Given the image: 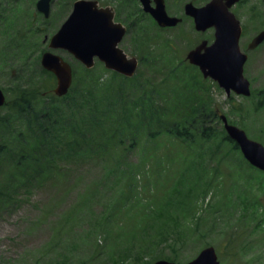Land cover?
<instances>
[{"label": "rangeland", "instance_id": "rangeland-1", "mask_svg": "<svg viewBox=\"0 0 264 264\" xmlns=\"http://www.w3.org/2000/svg\"><path fill=\"white\" fill-rule=\"evenodd\" d=\"M3 1L5 0H0L1 7ZM15 1L19 3L18 9L0 12L3 14L0 24H10L8 16L12 19L7 35L0 36V88L6 93V100L13 98L10 88L13 85L12 76L17 75V69L25 87H30L34 82L38 92L46 90V87V91L51 92L55 82L50 86L48 75L41 71V53L48 50L50 37L67 18L77 0H52L46 18L37 12V0ZM96 1L100 7L115 10L121 8L130 15L134 7L130 8L133 0ZM186 1L188 0H166L169 13L182 10V3ZM246 2L253 7H264L259 0ZM117 21L120 22L118 19ZM142 22L145 24L147 20ZM248 27L252 32L256 25L252 23ZM205 35L207 37V33ZM123 38L119 47L128 57H136L139 62L136 73L125 81V85L131 88V99L143 96L150 86L158 88L161 85L160 90L167 91L172 82H177L168 76L171 69L169 63L183 61V64L190 66L184 61L185 54L199 41V35L187 25L166 30L158 27L145 28L143 33L130 32ZM245 39L243 37L240 43ZM166 40L172 44V48L164 51L161 49ZM9 43L11 48L7 51ZM146 49L153 51L149 53ZM50 51L62 56L72 66L74 76L80 77L83 74L84 66L70 54L60 49ZM259 51L263 64L249 73L253 96L241 97L232 92L226 96L214 81L203 79L192 67L176 71V78L182 91L197 89L202 84L209 109L225 115L229 122L243 129L248 138L264 146V93L258 97L263 100L261 104L257 99L260 90L264 92V44ZM140 53L150 57L151 69L139 61ZM92 69L102 78H107L111 72L97 60ZM4 111V107L0 109V113ZM208 125L216 130L221 126L215 120H209ZM228 144L231 146V143ZM138 147L128 153L125 161L130 168L134 170L136 166L140 172L136 174L141 179L138 178L134 190L140 201L128 210L123 205L120 210L114 211L107 227L103 229L95 223L97 215L100 218L101 212L103 214L101 205H94L87 213L85 208L73 211L74 215L71 213L80 200L84 185L91 184L94 187L97 181L102 180L103 167L98 160H69L60 163L61 169H54L57 174L44 180L40 186H33L28 191L20 190L17 201L0 209V264H152L167 258H170L167 261L183 264L196 257L206 246H213L219 254V260L228 264H264V198L261 201L263 211L257 212V219L261 218L259 229L256 227L249 230V219L254 214L240 209L242 206L249 209L254 206L252 211L255 212V207L258 211L259 197H264V178L243 160L238 151L228 150L227 145L220 151L224 157H220V154L206 158V166L210 168L208 175L218 178L214 182L215 187L210 189L211 195L205 196V199L201 195L192 199L195 215L199 216L194 222L197 223V228L189 231L182 239L173 235L167 243L153 247L154 251L141 254L138 262L135 255H125L124 252L129 248L133 251L140 249L138 246L146 243L150 238L148 235L153 234L148 228L144 234L147 239L139 240L134 237V233L144 227V216L151 214L144 209H150L148 204L154 207L167 198L174 179L186 165L184 163L192 159L190 156L184 159L187 154L181 146L149 149L140 159L142 148ZM157 156L160 158V167L155 163ZM203 165L205 164L201 163L199 157L196 167L201 168ZM133 170L131 172L135 174ZM141 175L147 177L145 181H141ZM114 183L115 180L106 181L109 186ZM125 183H119L117 189L121 190ZM116 193L115 189L110 191V198L114 199ZM175 195L176 191H173L171 196ZM245 196L249 199L243 198ZM239 213L241 214L238 216ZM184 219V225L194 227L191 223L196 220L195 216L188 215ZM122 232L128 235L127 242L118 237Z\"/></svg>", "mask_w": 264, "mask_h": 264}, {"label": "trees", "instance_id": "trees-1", "mask_svg": "<svg viewBox=\"0 0 264 264\" xmlns=\"http://www.w3.org/2000/svg\"><path fill=\"white\" fill-rule=\"evenodd\" d=\"M1 5L0 12H12L19 7L15 0H5ZM130 8V13L135 17H130L129 13L125 18L120 13L117 15V19L124 20L127 34L135 31L137 34L143 33L145 28L156 27L152 22L134 24V18L137 19L141 11L134 0ZM7 26L10 28V24ZM10 46L11 43L7 51ZM170 48L172 44L164 41L161 50ZM146 51L150 53L153 50ZM140 54L139 61L151 69L150 57L145 53ZM169 67L168 76L177 82H172L164 92L160 90L161 85L158 88L150 86L143 96L134 99L130 98L131 88L125 85L129 78L114 72L102 78L94 69H84L80 77L74 76L73 71V82L68 93L56 97L46 91L47 87L38 92L34 82L30 87H25L17 69L10 88L13 98L7 100L5 111L0 113V209L17 201L20 190L28 191L56 175L54 169L60 170V163L98 160L103 167L102 180L97 181L94 187L84 185L80 200L71 213L74 215L73 211L84 208L87 213L94 205H101L103 214L101 212L100 218L97 215L95 223L103 229L114 211L120 210L123 205L128 210L140 201L137 191H134L141 179L136 174L140 172L134 166L135 174H132L133 169L125 161L128 153L139 146L142 148L141 159L149 149L181 146L187 154L184 159L187 156L192 159L184 163L186 165L174 179L167 198L154 207L148 204L150 209H144L151 214L144 216V227L134 233L139 240L150 238L138 246L140 252V249L133 251L129 248L124 253L127 256L135 255L138 262L141 254L154 251L153 247L167 243L173 235L182 239L189 231H194L197 228L194 222L199 216L195 215L192 199L200 195L205 199V196L211 195L210 189L215 187L214 182L218 178L208 175L210 168L206 166V158L220 154V157H224L220 151L226 145L232 151H238V147L229 140L222 126L216 130L208 125L209 120H215L219 125L221 123L216 111L209 109V103L205 101L202 84L197 89L180 90L176 71L191 67L183 64V61L169 63ZM41 71L48 75L51 86L54 77L43 69ZM159 156L155 158V163L160 167ZM199 157L201 163L205 164L201 168L196 167ZM141 176V181H145L147 177ZM107 180H115V183L109 186ZM121 182L126 183L119 190L117 188ZM114 189L118 193L112 199L109 192ZM173 191H176L174 197L171 196ZM188 215L195 216L196 220L191 223L194 227L184 225V218ZM148 228L153 234L144 237ZM126 236V232H122L118 237L127 242Z\"/></svg>", "mask_w": 264, "mask_h": 264}, {"label": "water", "instance_id": "water-1", "mask_svg": "<svg viewBox=\"0 0 264 264\" xmlns=\"http://www.w3.org/2000/svg\"><path fill=\"white\" fill-rule=\"evenodd\" d=\"M237 0H211L200 8L191 4L185 6V13L194 19L197 30H205L209 25L216 28V41L211 46L202 42L198 47L188 52L186 58L192 64L200 67L204 77L217 81L227 94L230 90L236 94L249 95L248 82L242 76V61L244 55L239 52L237 38L239 26L228 7ZM50 0H38L36 9L48 16ZM145 11L160 27H173L179 21L166 14L162 0H156L154 8H150L148 0H140ZM113 11L110 8H99L95 0H77L73 4L68 18L57 32L50 38L48 48L63 49L76 60L90 69L94 59L104 63L105 68L123 76L132 77L137 68V60L118 48L125 34V28L113 21ZM264 39V31L253 41L257 44ZM204 48V53H200ZM237 62V63H235ZM41 66L53 73L56 79L53 93L64 96L72 82L71 66L60 56L45 52L41 56ZM4 96L0 91V106ZM220 119L227 136L236 143L245 160L264 172V147L245 135L244 131L228 124L225 116ZM153 264H176L167 260H157ZM184 264H218L212 247L202 249L198 255Z\"/></svg>", "mask_w": 264, "mask_h": 264}, {"label": "flooded vegetation", "instance_id": "flooded-vegetation-1", "mask_svg": "<svg viewBox=\"0 0 264 264\" xmlns=\"http://www.w3.org/2000/svg\"><path fill=\"white\" fill-rule=\"evenodd\" d=\"M211 0H188L185 3H182V10L180 9L179 12H174V13H169V8L166 5V0H162L163 6H164V10L166 12V14L170 17H175L177 18L179 21L177 22V24L173 27H160L156 21L153 19V17L151 16V13L149 11H145L140 0H134V2L137 5V8L140 9L141 14H137L138 18L135 19L134 18V24H136L137 22L143 23L142 21H146L147 22H152L155 26H157L158 28L162 29V30H166V29H170V28H175L177 26H190V28H192V30L195 32V34L199 35V41L191 46L189 48V50L186 52V55L188 54V52L192 49H195L196 47H198L202 42H205V46H211L215 43L216 41V28L214 25H209L208 28H206L205 30H197L195 28V23H194V19L185 13V6L187 4H191L193 5L195 8H200L202 6H204L206 3H208ZM260 1V5L264 6V0H259ZM148 4L150 8H154L155 4H156V0H148ZM111 8V7H109ZM49 9H50V5H49ZM113 10L114 13V18L117 19V15L120 13L122 18L127 17V14L125 13L124 10H122L121 8L118 9H114L111 8ZM228 11L233 15L235 21L237 22L238 26H239V36L237 38V46H238V50L239 52L242 54V56L244 57L243 61H242V75L243 77L248 81L249 83V87H250V94L249 95H242V96H253V90H252V78H250L249 73H251L253 70L257 69L259 66H261L263 64L262 62V56L260 55L261 52L259 51V48L264 44V39L262 41H260L257 44H253L254 39L256 38V36L261 33L262 31H264V7L263 8H259L257 7V5L255 7H253L252 5H250L249 3L246 2V0H237L234 3H232L229 7H228ZM3 14L0 13V17ZM130 17H135L133 13H131ZM120 21V23L125 27V23L124 20L122 19H118ZM254 23L256 25V28L251 32V30H249L248 25ZM0 27V36H6L7 33L9 32V28H6V26L4 25V23L2 22ZM126 33H127V28H126ZM207 33V37L206 34ZM246 37V39L240 43V40ZM200 53H204V48L201 49ZM187 63L188 60H187ZM237 63V62H235ZM189 65L194 68L196 70V72L204 79H210L208 77H204L200 67L189 63ZM14 73V71H13ZM212 80V79H210ZM213 81V80H212ZM4 93V91H3ZM262 92L260 90L259 94H257V99L259 104H261L263 102L262 98L259 100L258 97H260V95H262ZM5 97H6V93H4ZM258 104V103H256ZM1 109V108H0ZM254 168V167H252ZM255 170H257V172L264 178V172H262L259 169L254 168ZM246 200L249 199V197L245 196L243 197ZM264 197L260 196L259 197V205L258 206V211L257 208L255 207V212L252 211V209L254 208V206H251L249 208H247L246 206H242L240 207V209L246 213H252L254 214V216L252 215L249 219V230H253L254 228H258V226L260 225L261 222V218L257 219V212H261L263 211V208L261 206V201ZM256 200V199H255ZM256 202L258 203V201L256 200ZM243 205V204H241ZM241 213L238 214V216ZM257 219V220H256ZM256 220V221H255ZM263 229H264V224L262 225ZM259 229V228H258ZM213 247V246H212ZM214 249V247H213ZM215 255H216V261L218 264H228L227 262H222L219 260V254L216 252V250L214 249ZM218 257V259H217Z\"/></svg>", "mask_w": 264, "mask_h": 264}, {"label": "bare ground", "instance_id": "bare-ground-1", "mask_svg": "<svg viewBox=\"0 0 264 264\" xmlns=\"http://www.w3.org/2000/svg\"><path fill=\"white\" fill-rule=\"evenodd\" d=\"M233 96V95H232ZM246 97V96H245ZM245 101V100H244ZM250 101H252V100H250ZM234 102V101H233ZM234 106V105H233ZM212 138V137H211ZM213 140V139H212ZM221 143H222V141H221ZM213 145V144H212ZM213 147V146H212ZM48 251V250H47Z\"/></svg>", "mask_w": 264, "mask_h": 264}]
</instances>
